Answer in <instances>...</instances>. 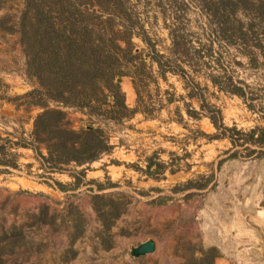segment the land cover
I'll list each match as a JSON object with an SVG mask.
<instances>
[{"label": "rangeland", "instance_id": "1", "mask_svg": "<svg viewBox=\"0 0 264 264\" xmlns=\"http://www.w3.org/2000/svg\"><path fill=\"white\" fill-rule=\"evenodd\" d=\"M94 1L97 10L102 0ZM110 1H117L123 17L115 19L114 31L133 24L130 47L140 66L146 62L144 82H134L135 69L126 64L128 74L114 78L128 108L136 110L124 119L111 114V99L103 106L96 100L90 109L39 95L22 45L27 0L3 2L1 263L264 264V154H258L264 147H234L228 138H215L206 108L218 109L227 127L264 128V110L249 109L209 81L225 70L235 83L256 89L264 86V66L255 69L240 50L216 43L213 57L220 64L205 57L200 68L181 64L163 79L147 54L172 58L177 26L197 48L217 37L207 2L127 0L121 10L119 0ZM49 109L62 111L66 129L77 134L101 130L110 151L81 166L54 164L35 132L37 118ZM149 241L154 251L135 255Z\"/></svg>", "mask_w": 264, "mask_h": 264}, {"label": "trees", "instance_id": "2", "mask_svg": "<svg viewBox=\"0 0 264 264\" xmlns=\"http://www.w3.org/2000/svg\"><path fill=\"white\" fill-rule=\"evenodd\" d=\"M126 1L119 0L121 10H125ZM3 2L0 0V10ZM110 2L102 0L98 3V9L94 10L97 5L94 0H27L21 26L22 45L27 56V72L38 81L40 89H36V92L39 95H46L49 100L64 106L90 109L96 100L103 106L108 105L111 99V114H115L116 119H124L136 110L128 108L125 95L114 78L128 74L122 71V65L126 64L135 69L131 73L134 82L138 79L144 82L146 65L143 63L146 62L140 60V66L137 62L139 54H133L130 47L131 33L135 29L133 24L123 22V31H114L115 19L121 20L123 17L117 13V1L111 5ZM204 2L210 8L215 26L211 32H215L217 37L197 48L177 26L171 32L172 58L156 51L147 54L157 65L160 77L164 79L167 73L176 74V68L182 69L181 64L200 68L205 57L220 64V59L213 57L216 43L221 45V49L234 47L240 50V54L255 69L264 66V0ZM211 35L215 36L213 33ZM122 44H126L125 47ZM209 81L221 91L243 99L249 109L264 110V86L255 89L235 83L225 70L209 75ZM135 85L136 94L141 100L140 87ZM100 95L104 101H100ZM40 105L44 106L43 103ZM206 108L217 131L215 138H228L234 147L249 144L264 147V128L244 132L237 127H227L222 123L218 109ZM188 114L196 116L198 112L189 111ZM64 118L62 111L49 109L35 123L36 135L48 144L49 157L54 164L76 163L81 166L96 161L110 151L111 146L101 130L77 134L66 129ZM258 154L262 155L264 151H258Z\"/></svg>", "mask_w": 264, "mask_h": 264}, {"label": "water", "instance_id": "3", "mask_svg": "<svg viewBox=\"0 0 264 264\" xmlns=\"http://www.w3.org/2000/svg\"><path fill=\"white\" fill-rule=\"evenodd\" d=\"M155 249V244L153 241H149L143 245H141L138 249L135 250V255L140 256V255H145L148 253L153 252Z\"/></svg>", "mask_w": 264, "mask_h": 264}]
</instances>
